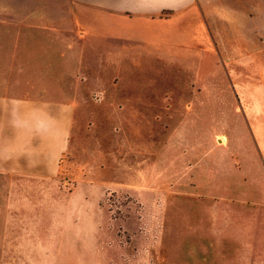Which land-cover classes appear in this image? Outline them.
<instances>
[{
  "label": "crops",
  "instance_id": "obj_1",
  "mask_svg": "<svg viewBox=\"0 0 264 264\" xmlns=\"http://www.w3.org/2000/svg\"><path fill=\"white\" fill-rule=\"evenodd\" d=\"M145 57L221 67L231 77L223 97L250 102L222 107L244 122L218 140L222 159L200 178L211 232L183 238L216 250L213 261L188 253L200 264H264V0H0V241L37 240L19 230L32 225L23 215L64 197L58 174L77 109L68 100L84 70Z\"/></svg>",
  "mask_w": 264,
  "mask_h": 264
},
{
  "label": "rangeland",
  "instance_id": "obj_2",
  "mask_svg": "<svg viewBox=\"0 0 264 264\" xmlns=\"http://www.w3.org/2000/svg\"><path fill=\"white\" fill-rule=\"evenodd\" d=\"M171 62L84 70L80 97L68 100L77 109L58 174L64 197L23 215L32 225L19 230L37 240L0 241V264H200L190 252L213 261L216 250L183 237L211 232L200 178L222 159L218 140L244 122L222 107L250 102L223 97L231 85L223 68Z\"/></svg>",
  "mask_w": 264,
  "mask_h": 264
},
{
  "label": "bare ground",
  "instance_id": "obj_3",
  "mask_svg": "<svg viewBox=\"0 0 264 264\" xmlns=\"http://www.w3.org/2000/svg\"><path fill=\"white\" fill-rule=\"evenodd\" d=\"M223 140V138H221ZM222 143V142H221Z\"/></svg>",
  "mask_w": 264,
  "mask_h": 264
}]
</instances>
